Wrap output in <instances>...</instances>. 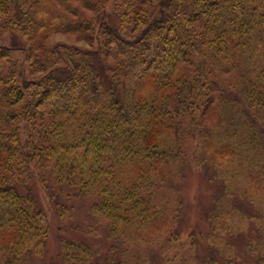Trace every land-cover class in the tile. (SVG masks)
<instances>
[{"label":"trees","instance_id":"trees-1","mask_svg":"<svg viewBox=\"0 0 264 264\" xmlns=\"http://www.w3.org/2000/svg\"><path fill=\"white\" fill-rule=\"evenodd\" d=\"M190 164L221 184L209 246L194 229L198 258L163 264H264V0H0V264L46 255L40 187L58 208L68 189L94 200L135 248L114 264H149L141 245L179 240ZM60 242L51 264H102Z\"/></svg>","mask_w":264,"mask_h":264},{"label":"rangeland","instance_id":"rangeland-1","mask_svg":"<svg viewBox=\"0 0 264 264\" xmlns=\"http://www.w3.org/2000/svg\"><path fill=\"white\" fill-rule=\"evenodd\" d=\"M111 10V7L108 8ZM89 13V12H88ZM90 14V13H89ZM94 15V14H93ZM76 37L68 34H57L49 39V42H68L76 43ZM84 45V42H77ZM178 193L182 200V213L178 221L174 223L173 233L178 234L179 240L173 241L172 246L161 242L162 235H156L155 243H146L140 246V257L149 260V264H163V249L171 255L189 254L191 257L198 258L191 252L190 234L195 230L203 231V237L199 235L203 242L197 252L202 257L206 253V247L209 246L205 240V235L209 231L208 219L214 205V197L217 190L221 188L218 181L211 180L208 174L201 166L196 167L190 164L185 172L184 179L179 182ZM70 195L58 199L62 207L55 206L47 197L46 192L40 187V199L42 204L49 212L51 231L48 238L47 252L44 258L36 259L39 264H51L52 261H59L61 250V237L65 236L71 239L81 240L89 243L97 250V261L102 264H114L124 258V249L128 248L131 254H134L135 248L123 245V239L110 237L108 233V223L98 222L90 213V208L94 200L77 196L74 190H66ZM64 196V194H63ZM62 208L64 210H62ZM64 217H61L62 211ZM178 229L177 231H175ZM250 234L244 233L241 236L232 237L231 240L236 246L238 253L243 249ZM164 245V246H163ZM239 248V249H238ZM201 258L198 263L201 264Z\"/></svg>","mask_w":264,"mask_h":264}]
</instances>
